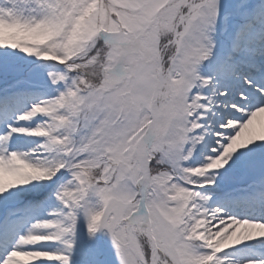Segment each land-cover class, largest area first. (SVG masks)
<instances>
[{
  "label": "snow or ice",
  "instance_id": "6c2138e0",
  "mask_svg": "<svg viewBox=\"0 0 264 264\" xmlns=\"http://www.w3.org/2000/svg\"><path fill=\"white\" fill-rule=\"evenodd\" d=\"M261 116L264 0H0V264H264Z\"/></svg>",
  "mask_w": 264,
  "mask_h": 264
},
{
  "label": "rangeland",
  "instance_id": "374dc122",
  "mask_svg": "<svg viewBox=\"0 0 264 264\" xmlns=\"http://www.w3.org/2000/svg\"><path fill=\"white\" fill-rule=\"evenodd\" d=\"M255 127H256L257 131L264 130V116H261L258 118V120L255 124ZM244 183L245 182H241V181L237 180V181L233 182L232 186L243 187ZM242 210H243V208L237 209V211H242ZM254 248H258L260 251L264 250V248L260 247L258 242L253 241V242H248L246 245L238 246L237 250H229V251H236V252H238L239 255H242L244 257L246 255H247V257H248V255L249 256H260V252L256 251Z\"/></svg>",
  "mask_w": 264,
  "mask_h": 264
},
{
  "label": "bare ground",
  "instance_id": "6f19581e",
  "mask_svg": "<svg viewBox=\"0 0 264 264\" xmlns=\"http://www.w3.org/2000/svg\"><path fill=\"white\" fill-rule=\"evenodd\" d=\"M248 256H249V255H248ZM245 257H247V255H246Z\"/></svg>",
  "mask_w": 264,
  "mask_h": 264
}]
</instances>
